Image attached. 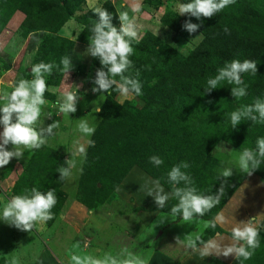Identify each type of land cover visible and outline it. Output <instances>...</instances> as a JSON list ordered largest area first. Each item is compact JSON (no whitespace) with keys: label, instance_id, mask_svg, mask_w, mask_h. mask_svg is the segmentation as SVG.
I'll return each instance as SVG.
<instances>
[{"label":"rangeland","instance_id":"374dc122","mask_svg":"<svg viewBox=\"0 0 264 264\" xmlns=\"http://www.w3.org/2000/svg\"><path fill=\"white\" fill-rule=\"evenodd\" d=\"M188 2L190 0H83L56 31L57 36L74 42L69 54L73 66L68 76L62 71L63 66L53 68L52 74L46 75L48 90L45 99L48 103L42 106L40 123L47 127L58 120L59 127L54 129L53 135L40 149L26 151L22 159L13 158L8 165L0 168V210L12 196L22 194L25 189L30 191L33 187L45 193L54 189L57 204L51 210L53 219L39 222L31 233L0 220V264L9 263L13 256L19 259V264H70L72 254L97 259L111 254L123 259L119 256L123 249L146 259L149 264L150 261L152 264H244L248 260H237L234 255L201 257L187 247L186 241L188 237L194 239L199 236L205 244L211 241L220 246L229 245L233 243L232 229L241 225V221L247 223L248 220L258 229L260 248L264 250V179L257 173L249 176L238 170L241 152L245 148L256 150L257 139L264 137V122L242 120L240 125L244 130L254 128L255 135L235 141L237 145L217 137L218 134H237L234 131L236 128H232L231 119L224 126V132L216 130L211 133L212 138H216L213 148L208 151V146L202 148L207 151L206 156L210 155L213 170L221 175L225 168H232L233 174L229 178L238 186L213 217L210 211L213 210V214L214 207L203 217H196L192 223L182 222V216L173 221L170 211L175 203L172 201H167L163 209L145 201L150 198L147 192L154 187L156 180L138 166L132 167L116 185V175L113 173L119 170L116 162L109 159L99 166L96 160V164L90 166V158L78 155L72 176L63 181L59 179L57 169L71 158V152L82 145L87 155L91 146L89 141H93L98 125L104 123L102 108L107 103L104 92L92 91L101 63L87 53L89 39L79 38L83 29L81 19L88 11L94 12V9L110 3L118 16L126 11L130 18H134L140 26V41L145 38L152 42L154 37L182 56H187L201 41L202 34L180 35L169 25V21H173L174 16H188L179 15V5ZM25 18L26 13L18 9L0 26V93L11 92L20 79L31 80V67L45 62L47 53L41 45H46L48 41L50 43L49 28L30 32L21 25ZM189 19L194 22L197 18L188 16ZM153 43L157 45L158 42L154 40ZM51 47L52 51L47 56L49 63L56 52V48ZM132 57L133 66L130 69L136 70V74L147 79L149 84L155 82L157 76L148 62L143 63ZM66 92L79 95L77 111L70 115L59 113L56 104ZM222 97L226 100L221 102L219 112L228 118L233 111L255 103H246L233 96ZM116 100L127 103L132 109L144 106L143 99L133 93L117 94ZM204 100L208 101L206 97ZM97 107L101 109L99 112H95ZM210 112V109L207 110L208 115H211ZM79 119H86L90 126H95L96 131L92 136H84L77 131ZM251 123L256 124V128L250 127ZM8 147L11 149V145ZM148 166L156 167L151 162H148ZM261 169L264 172V161ZM165 217L167 219L160 223ZM177 236L180 242H177ZM198 246L202 245L198 242Z\"/></svg>","mask_w":264,"mask_h":264},{"label":"trees","instance_id":"16d2710c","mask_svg":"<svg viewBox=\"0 0 264 264\" xmlns=\"http://www.w3.org/2000/svg\"><path fill=\"white\" fill-rule=\"evenodd\" d=\"M82 2L83 0H0V26L19 9L26 13L21 25L30 32L48 27L50 43L48 41L46 45H41L47 53L44 61L49 63L47 56L52 51L51 46H54L56 52L51 63L54 69L61 68V61L69 57L74 42L57 36L56 31ZM102 8L113 16V24L119 27V16L112 4L107 3ZM2 13L5 14L2 16ZM174 18L169 21V25L178 34L201 33V41L187 56H182L154 37L152 42L145 38L138 44L133 42L134 53L131 57L143 63L148 62L157 78L149 84L147 79L137 77L136 70L129 69L125 73L138 78L142 83L143 94L139 97L143 99L144 106L140 109H132L127 103L117 101L118 93L115 91L111 95L105 93L107 103L102 108L104 123L98 125L92 138L94 145L89 147L86 156L91 159L88 162L90 166L96 160L99 161V166L109 159L116 162L119 169L113 172L116 175V185L132 167L138 166L171 192L168 172L173 166L187 162L190 167L182 171L191 177L192 185L198 193L213 195L218 192L225 178L213 170L212 159L210 155L206 156V152L216 142L211 133L216 130L224 132V126L230 120L220 114L219 108L221 102L226 100L222 96H232L231 88L236 85H229L225 81L219 88L207 93V79L214 77L220 67L233 59L255 60L258 63L257 74L242 75L247 95L241 97L240 101L255 102L257 98L264 101V0H235L212 18H202V23L196 19L193 23L201 26L195 33H189L183 28L188 16ZM97 19L93 11L84 15L81 19L83 29L79 34L80 39L88 40L91 34L89 30ZM225 28L228 29L227 32ZM154 40L158 42L157 45L153 43ZM97 60L99 59L96 58ZM115 79L118 82L120 80L119 77ZM205 97L208 101L204 100ZM209 109L211 115L207 114ZM238 126L234 130L237 134H218L217 137L237 145L235 141L255 135L254 128H247L245 131L243 125ZM249 126L256 128L257 125L251 123ZM204 145L208 146L207 151L202 148ZM153 155L165 160L164 164L148 166ZM254 173L264 179L263 169L258 168ZM237 186V182L227 178L225 193L214 206L213 214V210L210 211L211 217L229 200ZM169 201L178 203V199L172 196ZM260 247L261 243L255 250V256L244 261V264H264V250Z\"/></svg>","mask_w":264,"mask_h":264},{"label":"clouds","instance_id":"9594fccd","mask_svg":"<svg viewBox=\"0 0 264 264\" xmlns=\"http://www.w3.org/2000/svg\"><path fill=\"white\" fill-rule=\"evenodd\" d=\"M235 0H190L188 3L179 5V15L187 14L189 17H196L202 21V18H212L221 12L225 7L234 3ZM136 11V9H133ZM94 12L98 19L90 28L88 36L89 45L87 53L92 57L98 58L102 67L97 69L94 79L93 92H104L111 95L115 91L119 95H129L135 93L142 95V83L138 78L125 75L133 66L130 57L134 53L133 42H140V26L135 23L134 18H130L128 12L119 13V27L113 24V16L103 8H96ZM200 24L193 23L191 19L186 20L183 28L189 33H195ZM227 32L228 29L225 28ZM62 71L69 75L72 68L71 58L65 57L61 61ZM258 63L255 60L233 59L227 62L223 67L217 70L214 77L207 79L205 91L210 93L219 88L222 82L229 85H236L231 88V94L236 99L247 95V86L244 84L242 75L251 73L257 74ZM54 65L52 63L40 62L31 67L33 78L20 79L11 92L4 91L0 93V125L3 130L0 131V168L8 165L13 158L22 159L24 153L38 150L47 143V138L54 133V129L59 127V121H55L44 127L40 121L42 116V106L48 102L45 99V92L48 90L46 75L52 74ZM139 73H137V77ZM119 77V82L115 79ZM79 95L76 92H66L62 100H57L59 113L70 115L77 111ZM100 107L95 108L99 112ZM48 116H51L49 114ZM232 128H236L242 120H251L252 122H264V101L259 98L254 104L242 106L233 111L230 115ZM77 131L84 136H92L96 128L90 126L86 119H79ZM94 145V141H89ZM11 145V149H9ZM256 150L245 148L238 157V170L247 173L249 176L260 168L264 161V137L256 141ZM86 158L84 146H80L71 152V158L64 161L57 172L60 173V180H67L72 176V170L76 166V156ZM150 162L156 166L163 163V160L156 155L150 157ZM187 162H181L171 168L168 172V181L172 185V192H165L159 181L154 182V187L149 188L147 195L154 198L158 208L163 209L170 198L175 197L178 203L171 207L170 215L175 221L177 217L182 216V222L192 223L196 217H203L209 210L220 202L225 193V184L227 178L233 174L232 168H225L221 177L225 178L221 183L216 194L203 195L198 193L195 186L192 185L191 177L182 169L189 168ZM220 177V178H221ZM183 184L181 187L179 185ZM57 204V196L54 189L46 193L33 187L30 191L25 189L20 195L12 196L0 210V220L9 226L31 233L33 228L39 223L53 219L52 209ZM165 218H162V223ZM215 227V224L212 225ZM180 242V237H176ZM233 243L220 246L215 242L204 243L199 236L194 239L187 238V247L198 252L201 257H207L215 254L217 257L235 256L237 260H249L255 254V250L260 246L259 232L251 220L247 223L241 221L232 229ZM198 242L202 246H198ZM76 245L75 247H78ZM120 259L111 254L105 255L103 259H97L92 256H80L72 254L70 264H148V261L128 252L127 249L121 250ZM9 264H19V259L12 257Z\"/></svg>","mask_w":264,"mask_h":264},{"label":"crops","instance_id":"0c3cea01","mask_svg":"<svg viewBox=\"0 0 264 264\" xmlns=\"http://www.w3.org/2000/svg\"><path fill=\"white\" fill-rule=\"evenodd\" d=\"M161 185V184H160ZM162 186V185H161ZM163 187V186H162ZM164 188V187H163ZM164 190H165V192H168V193H170L167 189H165L164 188ZM138 195V194H137ZM170 198H171V195H170ZM170 198H169V200H170ZM168 200V201H169ZM149 205H153L154 203H155V201H154V198L152 197V196H150V198L149 199H147V200H145ZM156 204V203H155ZM157 205V204H156ZM190 259H191V256H189V261H190ZM149 264V263H148ZM150 264H152L151 263V261H150Z\"/></svg>","mask_w":264,"mask_h":264}]
</instances>
